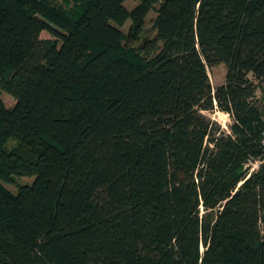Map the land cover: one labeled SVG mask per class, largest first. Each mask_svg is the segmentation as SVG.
Returning <instances> with one entry per match:
<instances>
[{"label":"trees","instance_id":"trees-1","mask_svg":"<svg viewBox=\"0 0 264 264\" xmlns=\"http://www.w3.org/2000/svg\"><path fill=\"white\" fill-rule=\"evenodd\" d=\"M68 1L0 0V264H264V0Z\"/></svg>","mask_w":264,"mask_h":264},{"label":"rangeland","instance_id":"rangeland-1","mask_svg":"<svg viewBox=\"0 0 264 264\" xmlns=\"http://www.w3.org/2000/svg\"><path fill=\"white\" fill-rule=\"evenodd\" d=\"M59 4H62L65 7H70L71 2L66 1V0H55ZM138 1L137 0H125L124 5L128 10H131L135 5H137ZM154 7L156 8L157 5L154 4ZM156 16V12L154 9H151L148 14L146 15L142 27V33L141 36L147 37L149 39L154 37V31L152 30V21L154 20ZM131 21L128 20L122 27V31L126 33L128 31V28L130 26ZM41 38H52L53 35L48 32V31H43L40 33ZM133 45H138L139 42H132ZM225 74H226V68L224 64H218L210 69H208V75L210 78L211 85L213 87H216L224 82L225 79ZM1 97L7 107H12L15 104V99L9 95L8 93L2 91ZM257 99H260L261 102L260 104L262 105L264 103V86H260V88L256 91V96ZM203 114H205L207 117H209L212 121H214L216 124H218L221 129H223L226 132H230V124L232 123L231 117L219 110L218 108L213 109L212 111H203ZM15 144L14 140H9L8 146H12ZM257 163H251L250 164V169L253 170L256 168ZM34 177H29V176H19L16 177V180L14 182L10 183H4V186L12 191L16 192L18 185L25 184V183H30L33 181ZM261 230L264 235V224H261Z\"/></svg>","mask_w":264,"mask_h":264},{"label":"built area","instance_id":"built-area-1","mask_svg":"<svg viewBox=\"0 0 264 264\" xmlns=\"http://www.w3.org/2000/svg\"><path fill=\"white\" fill-rule=\"evenodd\" d=\"M262 113H263V116H264V103L262 104ZM262 135H263V137H262V144H263V146H264V130H263V132H262ZM257 163V162H256Z\"/></svg>","mask_w":264,"mask_h":264}]
</instances>
